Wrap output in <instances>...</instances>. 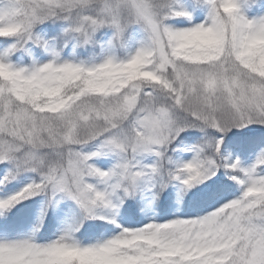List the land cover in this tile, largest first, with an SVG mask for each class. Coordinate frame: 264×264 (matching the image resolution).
<instances>
[{
    "label": "snow or ice",
    "instance_id": "snow-or-ice-1",
    "mask_svg": "<svg viewBox=\"0 0 264 264\" xmlns=\"http://www.w3.org/2000/svg\"><path fill=\"white\" fill-rule=\"evenodd\" d=\"M0 165V264H264V0H0Z\"/></svg>",
    "mask_w": 264,
    "mask_h": 264
},
{
    "label": "trees",
    "instance_id": "trees-1",
    "mask_svg": "<svg viewBox=\"0 0 264 264\" xmlns=\"http://www.w3.org/2000/svg\"><path fill=\"white\" fill-rule=\"evenodd\" d=\"M237 150L240 152L239 157L243 160L245 165H251L255 162L256 156L259 154V149L253 145V144H247V145H240L233 143L231 140L228 142V150ZM227 155V154H226ZM251 160L253 163H251ZM2 169L0 167V176H2L1 173ZM4 172V171H3ZM27 178H33L32 174H26L25 177L18 178L14 181H12L9 185H7L8 190L17 189L22 184H24L28 179ZM230 185L232 184L231 181L228 182ZM237 186H232V190L236 189ZM209 191L208 188H205V191H203L200 195L191 196L189 199L187 198V202L189 206H191L194 202L201 201L204 193ZM162 204L160 207L156 208V211H164L167 209L168 201L171 200L169 198L162 197ZM172 202H175V200H171ZM43 202V197H36L35 200L32 201H24L22 205H19L18 208L20 209L19 213V220L22 225H32L38 222L39 218L37 217V211L40 208V205ZM122 215L133 218V220H139L141 216V211L139 208L132 204L131 206L125 205L124 209L122 210ZM51 213H48L47 218L45 219V227L47 229H51L54 226H57L54 219L51 217ZM89 223L93 224H100L102 221H90ZM43 234V233H42Z\"/></svg>",
    "mask_w": 264,
    "mask_h": 264
},
{
    "label": "rangeland",
    "instance_id": "rangeland-1",
    "mask_svg": "<svg viewBox=\"0 0 264 264\" xmlns=\"http://www.w3.org/2000/svg\"><path fill=\"white\" fill-rule=\"evenodd\" d=\"M200 135L201 134L196 133V134H194L195 138H193L191 140H188V141H185V144L180 146L179 151H177V152H175L173 154V159L175 161H177V162H184V161L190 160L192 158V153L190 151H188L187 149L191 148L194 144L199 142ZM231 153L232 154L229 156L228 152L226 151L225 152V156L227 158H229V159H235L240 154V152L235 150V149L231 150ZM257 156H256V158H257ZM256 158H255V160H256ZM98 163H100V165L102 167H110L111 164H112V161L105 159V160H102V161H100ZM251 163H253L252 160H251ZM0 167L2 169V171H1L2 176H0V179H2L3 176L7 174L8 169L4 165H0ZM27 179L28 180L24 184H22L19 188L10 190L9 194H11L13 192H16V191H19L21 188H23L25 186V184L31 182L32 178H27ZM203 191H205L204 187H202L199 192H196L195 190H193L194 194L191 195V196H195V195L198 196ZM169 192L171 193V195L168 198L171 199V200H176V193L178 192V189L170 188ZM232 192H233L234 196H238L240 194L239 187L237 186V188L232 190ZM2 195H4V192H3L2 189H0V196H2ZM191 196L185 197V201L187 200V198L189 199ZM176 207H181L182 208L183 205L177 204ZM70 210H77L78 211V209H76V206L71 201H63V202L60 203L58 211L49 209L48 213H51V215H52L51 217L54 219V221H55V223L57 225H59L61 227H64V226H68L70 224V222H71V218L65 216V213L69 212ZM40 211H41V205H40L39 210L37 211V217L38 218H39ZM161 212L160 211H156V213H161ZM153 215H154V213L152 212V209L149 206V207L146 208L145 212H143V213L141 212V216H140L139 220H133V218H128V217H126V216H124L122 214L119 217V219L125 224L133 223V224H136L137 226H142L143 223L149 222L148 218H151ZM146 217H148V218H146ZM156 219H160V217L156 216Z\"/></svg>",
    "mask_w": 264,
    "mask_h": 264
}]
</instances>
